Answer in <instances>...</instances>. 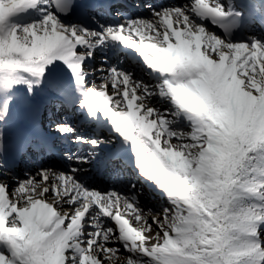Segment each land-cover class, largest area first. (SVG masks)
<instances>
[{
  "label": "snow or ice",
  "instance_id": "6c2138e0",
  "mask_svg": "<svg viewBox=\"0 0 264 264\" xmlns=\"http://www.w3.org/2000/svg\"><path fill=\"white\" fill-rule=\"evenodd\" d=\"M0 264H264V0H0Z\"/></svg>",
  "mask_w": 264,
  "mask_h": 264
},
{
  "label": "bare ground",
  "instance_id": "6f19581e",
  "mask_svg": "<svg viewBox=\"0 0 264 264\" xmlns=\"http://www.w3.org/2000/svg\"><path fill=\"white\" fill-rule=\"evenodd\" d=\"M151 207H154V208H160V207H156V206H154V205H151ZM135 226H137V227H139V225H135ZM155 234V229L153 230V235Z\"/></svg>",
  "mask_w": 264,
  "mask_h": 264
}]
</instances>
